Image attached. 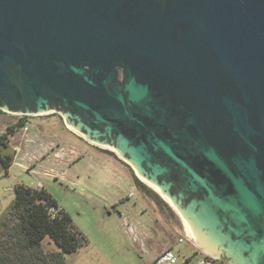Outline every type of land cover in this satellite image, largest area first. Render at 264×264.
<instances>
[{
  "label": "water",
  "instance_id": "1",
  "mask_svg": "<svg viewBox=\"0 0 264 264\" xmlns=\"http://www.w3.org/2000/svg\"><path fill=\"white\" fill-rule=\"evenodd\" d=\"M0 110L62 113L202 251L264 264V0H0Z\"/></svg>",
  "mask_w": 264,
  "mask_h": 264
},
{
  "label": "rangeland",
  "instance_id": "2",
  "mask_svg": "<svg viewBox=\"0 0 264 264\" xmlns=\"http://www.w3.org/2000/svg\"><path fill=\"white\" fill-rule=\"evenodd\" d=\"M21 120L25 126H19ZM7 133V153L14 155V164L8 173L0 168V216L12 204L18 185L44 188L88 240L77 253L66 256L67 264H150L152 253L144 255L138 249V240L151 241L145 236L150 231L158 235L153 246L168 236L172 247L186 238L183 219L173 207L174 214L162 197L165 204L137 187L136 172L126 161L72 132L61 115L6 112L0 115V136ZM44 247L59 251L50 239ZM175 249L185 254L196 251L189 243Z\"/></svg>",
  "mask_w": 264,
  "mask_h": 264
},
{
  "label": "trees",
  "instance_id": "3",
  "mask_svg": "<svg viewBox=\"0 0 264 264\" xmlns=\"http://www.w3.org/2000/svg\"><path fill=\"white\" fill-rule=\"evenodd\" d=\"M3 114L0 110V115ZM19 126H25V120ZM7 136L8 133L0 136V168L4 173L14 164V155L7 153ZM135 181L137 187L165 204L156 192L137 178ZM47 239L58 247V252L45 249ZM87 244L86 236L48 191L24 185L15 187L12 204L0 216V264H67L66 256L77 253ZM217 264L224 263L217 261Z\"/></svg>",
  "mask_w": 264,
  "mask_h": 264
},
{
  "label": "crops",
  "instance_id": "4",
  "mask_svg": "<svg viewBox=\"0 0 264 264\" xmlns=\"http://www.w3.org/2000/svg\"><path fill=\"white\" fill-rule=\"evenodd\" d=\"M151 232V234L150 233H148V234H146L145 236L146 237H148V240H150L151 239V241H144V242H142V241H140V240H138V243H139V245H138V249L140 250V252L142 253V254H144V255H146V254H149L150 252L152 253V255H153V259H152V261L150 262V264H154V261L156 260V258L162 253V252H164V251H166L167 249H170V248H173L172 246H170L171 244H170V236H168V238L166 239V240H164V242H157V244L156 245H154L153 246V243L155 244V242H156V237H158V235L156 234V232L155 231H150ZM183 235H181L180 237H182ZM187 239V242H185V243H189V244H191V245H193V246H195V248H196V251H193L192 253H184V252H182L185 256H187L188 258H189V262H188V264H195V263H198L199 264V262H200V260H201V258L204 256V255H206V256H210V257H212V258H214L213 256H211V255H209V254H207V253H205L204 251H202V249L201 248H199V247H197V245H194V244H192L191 243V239L188 237V236H185ZM150 238V239H149ZM152 242V243H151ZM176 243H177V241H176ZM145 249H147V250H145ZM199 251V252H198ZM197 260H198V262H197Z\"/></svg>",
  "mask_w": 264,
  "mask_h": 264
},
{
  "label": "built area",
  "instance_id": "5",
  "mask_svg": "<svg viewBox=\"0 0 264 264\" xmlns=\"http://www.w3.org/2000/svg\"><path fill=\"white\" fill-rule=\"evenodd\" d=\"M186 239V238H185ZM184 238H180L173 248L162 252L154 261V264H188L189 258L181 251H176V247L185 243ZM217 259L204 255L199 264H217Z\"/></svg>",
  "mask_w": 264,
  "mask_h": 264
},
{
  "label": "flooded vegetation",
  "instance_id": "6",
  "mask_svg": "<svg viewBox=\"0 0 264 264\" xmlns=\"http://www.w3.org/2000/svg\"><path fill=\"white\" fill-rule=\"evenodd\" d=\"M124 78H125V75H124V73H123V71L122 70H119V75H118V80H119V82H123L124 81ZM53 106H56V103L55 102H53ZM2 111V110H1ZM4 113H6V112H4ZM50 114H59V115H61V117L66 121V118L64 117V115L62 114V113H60V112H53V113H50ZM24 116H29V115H24ZM101 129V128H100ZM115 137L116 136H113L112 138H110V137H101L100 138V140H102V141H106L107 143H112L114 140H115ZM112 148V147H111ZM114 149V148H113ZM115 150V149H114ZM110 151L112 154H114V153H116L117 155H118V152L115 150V151ZM102 151H107V150H102ZM109 151V150H108ZM118 157H120L119 155H118ZM121 159V158H120ZM125 160V159H124ZM122 161V160H121ZM126 161V160H125ZM126 163H127V165H128V167L130 168V170L132 171V172H136V176L134 177V178H137L138 180L140 179L139 178V175L137 174V171H136V169H135V167L133 166V165H131L128 161H126ZM140 181V180H139ZM142 181V180H141ZM140 181V182H141ZM142 183H144V182H142ZM135 184H136V181H135ZM144 185H146V184H144ZM148 187V186H147ZM151 189V188H150ZM154 191V190H153ZM155 192V191H154ZM157 193V192H156ZM158 194V193H157ZM159 195V194H158ZM160 196V195H159ZM161 197V196H160ZM166 207H168V209H169V211L172 213V214H174L175 212H173V210H172V208H171V206L167 203L166 204Z\"/></svg>",
  "mask_w": 264,
  "mask_h": 264
},
{
  "label": "bare ground",
  "instance_id": "7",
  "mask_svg": "<svg viewBox=\"0 0 264 264\" xmlns=\"http://www.w3.org/2000/svg\"><path fill=\"white\" fill-rule=\"evenodd\" d=\"M76 134V133H75ZM141 179V178H140ZM142 180V179H141ZM146 185H148L151 189H153L155 192H157L162 198H163V200L165 201V202H167L165 199H164V197L161 195V193L159 192V191H157L155 188H153L152 186H150L148 183H146L144 180H142ZM168 203V202H167ZM169 204V203H168ZM170 205V204H169ZM171 206V205H170ZM172 207V206H171ZM184 223V222H183ZM184 228H185V226H184ZM186 232V231H185ZM186 235L188 236V234L186 233ZM189 237V236H188Z\"/></svg>",
  "mask_w": 264,
  "mask_h": 264
}]
</instances>
